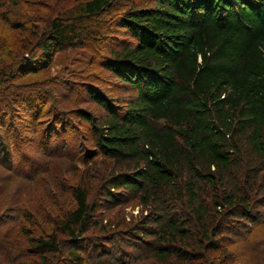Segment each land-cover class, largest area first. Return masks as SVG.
I'll list each match as a JSON object with an SVG mask.
<instances>
[{
  "label": "trees",
  "instance_id": "trees-1",
  "mask_svg": "<svg viewBox=\"0 0 264 264\" xmlns=\"http://www.w3.org/2000/svg\"><path fill=\"white\" fill-rule=\"evenodd\" d=\"M121 2L74 0L47 20L24 67L44 68L62 48L98 39L109 15L131 40L100 62L133 95L120 105L87 87L105 116L78 114L113 171L96 201L84 186L72 189L75 208L58 221L65 239L30 237L34 258L8 264H54L63 248L83 264V247L93 264H225L214 255L264 220V0ZM10 77L0 69V83ZM3 146L9 155L7 139ZM100 199H135L140 214L121 230L88 236Z\"/></svg>",
  "mask_w": 264,
  "mask_h": 264
},
{
  "label": "rangeland",
  "instance_id": "rangeland-1",
  "mask_svg": "<svg viewBox=\"0 0 264 264\" xmlns=\"http://www.w3.org/2000/svg\"><path fill=\"white\" fill-rule=\"evenodd\" d=\"M73 1L0 0V69L12 75L0 83V143L4 147L7 139L10 147L9 155L0 153V264L32 260L26 251L30 237L54 233L65 239L58 221L75 208L72 189L82 185L89 202L96 201L100 185L113 171V163L94 146L91 124L78 114L87 112L95 122L104 119L105 111L89 97L88 86L115 104L123 105L133 95L100 62L110 49L131 40L113 25V17L101 22L98 39L66 46L53 54L46 67L24 70L35 57L32 51L47 20L64 13ZM147 1L122 0L119 5ZM97 201L99 223L87 233L91 237H102L114 226L121 230L140 214L135 199L113 206ZM241 233L225 255H214L216 261L264 264V220L246 224ZM117 246L137 254L133 247ZM62 250L54 264H73L66 253L72 249ZM88 251L83 247L76 252L83 264H93Z\"/></svg>",
  "mask_w": 264,
  "mask_h": 264
}]
</instances>
